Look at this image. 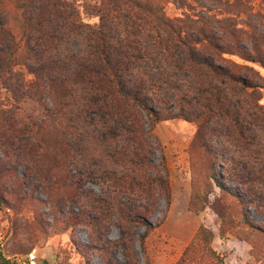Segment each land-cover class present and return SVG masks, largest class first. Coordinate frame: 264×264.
Returning a JSON list of instances; mask_svg holds the SVG:
<instances>
[{"label": "trees", "instance_id": "obj_1", "mask_svg": "<svg viewBox=\"0 0 264 264\" xmlns=\"http://www.w3.org/2000/svg\"><path fill=\"white\" fill-rule=\"evenodd\" d=\"M250 5L244 29L227 18L170 17L163 0H0V85L13 100L0 105L2 135L15 139L30 176L48 179L55 174L38 163L52 136L48 128L61 126L58 142L75 175L101 181L102 194L80 187L78 200L89 210L77 217L99 236L110 223L149 229L160 200L171 203L166 157L154 133L162 120L197 122L192 145L217 156L220 141L232 153L233 173L262 183L264 75L255 65L264 68V18L253 16L264 15ZM26 100L39 111L19 118ZM89 136L104 147L107 162L84 160ZM213 237L201 227L190 246Z\"/></svg>", "mask_w": 264, "mask_h": 264}, {"label": "rangeland", "instance_id": "obj_2", "mask_svg": "<svg viewBox=\"0 0 264 264\" xmlns=\"http://www.w3.org/2000/svg\"><path fill=\"white\" fill-rule=\"evenodd\" d=\"M246 1L163 0V5L170 17L190 13L195 18L210 16L214 22L227 18L234 26L246 29V3L253 12L264 15L262 0ZM255 17L264 18L259 14ZM255 66L264 75V68ZM262 93L260 102L264 104V89ZM10 96L0 85V105L10 106ZM19 107V118L38 113L40 108L33 100ZM197 127V122L175 116L154 128L166 157L171 203L167 206L160 200L158 209L148 217L150 228L122 229L110 223L99 236L94 232L97 228L92 230L77 217L89 210L84 198L78 200L80 187L102 194L101 181L75 175L77 170L69 165L67 152L58 142L61 126L49 127L52 136L44 141L38 167L55 174L45 179L30 176L26 162L17 159L12 144L15 139L5 138L0 124L2 255L34 253L36 264H264V180L260 183L237 177L229 161L232 153L218 140L217 156L192 145ZM86 141L84 160L94 166L107 162L101 143L92 136ZM152 154L158 162L160 151ZM86 218L91 220V216ZM201 227L213 232L211 244L197 240L196 246H190Z\"/></svg>", "mask_w": 264, "mask_h": 264}, {"label": "built area", "instance_id": "obj_3", "mask_svg": "<svg viewBox=\"0 0 264 264\" xmlns=\"http://www.w3.org/2000/svg\"><path fill=\"white\" fill-rule=\"evenodd\" d=\"M6 264H36V256L34 253L26 255H5L3 254Z\"/></svg>", "mask_w": 264, "mask_h": 264}]
</instances>
